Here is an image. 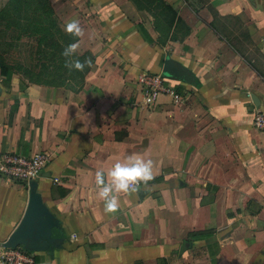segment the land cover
<instances>
[{
    "label": "crops",
    "instance_id": "crops-1",
    "mask_svg": "<svg viewBox=\"0 0 264 264\" xmlns=\"http://www.w3.org/2000/svg\"><path fill=\"white\" fill-rule=\"evenodd\" d=\"M48 1L93 63L76 91L0 75V151L48 157L0 177V245L34 197L35 264H264V0H162L186 33L130 0ZM166 58L190 78L146 104L139 78ZM133 153L155 178L105 212L96 173Z\"/></svg>",
    "mask_w": 264,
    "mask_h": 264
},
{
    "label": "trees",
    "instance_id": "trees-1",
    "mask_svg": "<svg viewBox=\"0 0 264 264\" xmlns=\"http://www.w3.org/2000/svg\"><path fill=\"white\" fill-rule=\"evenodd\" d=\"M130 1L137 8L147 10L154 19L160 18L167 31L173 26L187 32L175 10L162 0ZM76 40L77 37L60 28L48 0H7L0 8L2 81L7 85L12 70H20L32 83L61 86L71 91L80 89L90 67L85 66L83 71L70 70L65 67L66 58L62 55L63 50ZM73 59H90L93 63L92 54L86 50L77 52ZM65 192L63 188L50 187L52 197H61Z\"/></svg>",
    "mask_w": 264,
    "mask_h": 264
},
{
    "label": "clouds",
    "instance_id": "clouds-1",
    "mask_svg": "<svg viewBox=\"0 0 264 264\" xmlns=\"http://www.w3.org/2000/svg\"><path fill=\"white\" fill-rule=\"evenodd\" d=\"M64 31L75 37H83L84 30L78 20L73 19L64 26ZM79 42L68 45L62 52L65 67L83 71L85 66L91 67L92 61L73 59L77 54ZM154 161L143 155L133 153L124 160H117L107 173L97 171L96 185L99 189V198L104 201L105 212L114 213L121 207L120 194H133L140 190V185H148L155 178Z\"/></svg>",
    "mask_w": 264,
    "mask_h": 264
},
{
    "label": "built area",
    "instance_id": "built-area-1",
    "mask_svg": "<svg viewBox=\"0 0 264 264\" xmlns=\"http://www.w3.org/2000/svg\"><path fill=\"white\" fill-rule=\"evenodd\" d=\"M161 73H144L139 78L140 92L146 104L154 101L160 93L172 94L175 92L171 81ZM166 81H169L165 84ZM254 126L264 128V117L256 113L252 117ZM48 163V157L44 152H36L33 155L23 156L16 151H0V177L28 182L37 177ZM0 264H35L33 256L20 246L6 247L0 245Z\"/></svg>",
    "mask_w": 264,
    "mask_h": 264
},
{
    "label": "water",
    "instance_id": "water-1",
    "mask_svg": "<svg viewBox=\"0 0 264 264\" xmlns=\"http://www.w3.org/2000/svg\"><path fill=\"white\" fill-rule=\"evenodd\" d=\"M160 73L170 79L190 78V75L170 58L164 60ZM43 212L44 210L40 203L36 198L32 197L19 224L2 245L6 247L20 246L24 250H29L30 245L38 240L36 235V221Z\"/></svg>",
    "mask_w": 264,
    "mask_h": 264
},
{
    "label": "rangeland",
    "instance_id": "rangeland-1",
    "mask_svg": "<svg viewBox=\"0 0 264 264\" xmlns=\"http://www.w3.org/2000/svg\"><path fill=\"white\" fill-rule=\"evenodd\" d=\"M10 12L13 13L12 10H10ZM25 13H27V11ZM20 22L22 23L23 22V19H21ZM58 25L60 26L59 23H58ZM60 28L64 31V27L63 26H60ZM235 29L237 30V32L238 31L239 32H242V29H240L238 27L237 28L235 27ZM11 75L13 76V78L19 80V82H22V79H25L26 81H28V79L26 78V76L20 70H12ZM70 83L71 82H68V84H70Z\"/></svg>",
    "mask_w": 264,
    "mask_h": 264
}]
</instances>
